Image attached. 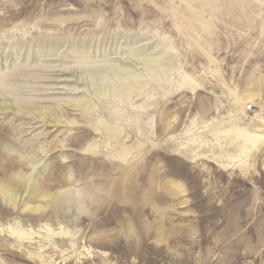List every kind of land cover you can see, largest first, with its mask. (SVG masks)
<instances>
[{
	"label": "rangeland",
	"instance_id": "1",
	"mask_svg": "<svg viewBox=\"0 0 264 264\" xmlns=\"http://www.w3.org/2000/svg\"><path fill=\"white\" fill-rule=\"evenodd\" d=\"M257 129L264 0H0V264H264Z\"/></svg>",
	"mask_w": 264,
	"mask_h": 264
},
{
	"label": "bare ground",
	"instance_id": "2",
	"mask_svg": "<svg viewBox=\"0 0 264 264\" xmlns=\"http://www.w3.org/2000/svg\"><path fill=\"white\" fill-rule=\"evenodd\" d=\"M100 125L101 124L99 123V126ZM241 134H242V140L244 141V144L246 146L245 148H243V151L245 152H250L252 148L256 147V145L264 141V131L261 129L259 130L257 129L254 131H248L244 133L242 132ZM5 174H7L6 170L5 172L3 171V173L0 174V197L7 202L15 203L17 201L18 194L21 191L20 188L22 184L20 181L10 178L9 176ZM48 191H50V189ZM60 194L61 193H58V191L50 193L49 196H46L43 194L42 195L43 197L42 206H36V207L31 206L30 207L28 206L29 204L27 205V203H24L23 204L24 208L28 210H34V211L41 210L44 207L51 205L59 197ZM3 232H5V235L12 238L16 242L23 243L25 239H31L27 234L24 233V231L20 229H12L10 227H8L7 229H0V233H3Z\"/></svg>",
	"mask_w": 264,
	"mask_h": 264
},
{
	"label": "built area",
	"instance_id": "3",
	"mask_svg": "<svg viewBox=\"0 0 264 264\" xmlns=\"http://www.w3.org/2000/svg\"><path fill=\"white\" fill-rule=\"evenodd\" d=\"M253 108L252 105L248 106V110L251 111V109Z\"/></svg>",
	"mask_w": 264,
	"mask_h": 264
}]
</instances>
